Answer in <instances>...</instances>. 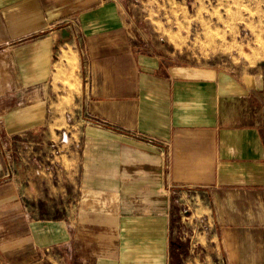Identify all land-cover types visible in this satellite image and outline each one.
I'll return each mask as SVG.
<instances>
[{"label":"crops","instance_id":"crops-1","mask_svg":"<svg viewBox=\"0 0 264 264\" xmlns=\"http://www.w3.org/2000/svg\"><path fill=\"white\" fill-rule=\"evenodd\" d=\"M145 9L0 0L4 264L184 263L191 202L222 264H264V65L172 63Z\"/></svg>","mask_w":264,"mask_h":264},{"label":"rangeland","instance_id":"rangeland-1","mask_svg":"<svg viewBox=\"0 0 264 264\" xmlns=\"http://www.w3.org/2000/svg\"><path fill=\"white\" fill-rule=\"evenodd\" d=\"M144 1L156 27L176 46L177 54L167 55L172 63L215 67L230 73L236 65L257 61L264 65V0H224V7L214 6L223 0H160L156 8L154 0ZM216 19H220L219 27L213 22ZM170 50L172 53L174 49ZM189 205V214L178 216L177 223L179 242L187 244L184 263L222 264L214 245L203 241L210 237L204 210L199 202ZM199 240L201 245H196Z\"/></svg>","mask_w":264,"mask_h":264},{"label":"built area","instance_id":"built-area-1","mask_svg":"<svg viewBox=\"0 0 264 264\" xmlns=\"http://www.w3.org/2000/svg\"><path fill=\"white\" fill-rule=\"evenodd\" d=\"M1 138H2V135H1ZM64 138H65V137H64ZM64 138H63V139H64ZM7 163H8L7 171L9 172V171L11 170V168H12V165H13V164H12V160L10 159Z\"/></svg>","mask_w":264,"mask_h":264},{"label":"trees","instance_id":"trees-1","mask_svg":"<svg viewBox=\"0 0 264 264\" xmlns=\"http://www.w3.org/2000/svg\"><path fill=\"white\" fill-rule=\"evenodd\" d=\"M181 251L184 252V249L181 248Z\"/></svg>","mask_w":264,"mask_h":264}]
</instances>
